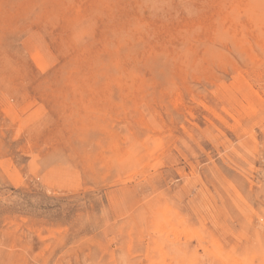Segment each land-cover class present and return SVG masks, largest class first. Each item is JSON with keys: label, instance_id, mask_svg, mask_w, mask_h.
I'll return each mask as SVG.
<instances>
[{"label": "rangeland", "instance_id": "374dc122", "mask_svg": "<svg viewBox=\"0 0 264 264\" xmlns=\"http://www.w3.org/2000/svg\"><path fill=\"white\" fill-rule=\"evenodd\" d=\"M0 264H264V0H0Z\"/></svg>", "mask_w": 264, "mask_h": 264}, {"label": "bare ground", "instance_id": "6f19581e", "mask_svg": "<svg viewBox=\"0 0 264 264\" xmlns=\"http://www.w3.org/2000/svg\"><path fill=\"white\" fill-rule=\"evenodd\" d=\"M136 1V0H135ZM156 3V2H155ZM153 4V3H152ZM157 4V3H156ZM142 5V4H141ZM218 6V5H217ZM151 8V7H150ZM154 8V7H153ZM140 9V8H139ZM152 9V8H151ZM157 9V8H156ZM158 9H160V8H158ZM231 13V12H230ZM251 13H253V12H251ZM141 15V14H140ZM253 15V14H252ZM106 16V15H105ZM142 16V15H141ZM154 17V16H153ZM170 17V16H169ZM163 18H164V16H163ZM204 18V17H203ZM235 18V17H234ZM237 18V17H236ZM198 20V19H197ZM139 22V21H138ZM189 23V22H188ZM133 24V23H132ZM140 24V23H139ZM162 24V23H161ZM238 24V23H237ZM183 25V24H182ZM124 26V25H123ZM177 26V25H176ZM189 26V25H188ZM191 26V25H190ZM139 27V26H138ZM228 27V26H227ZM236 27V26H235ZM187 28H189V27H187ZM129 29V28H128ZM127 29V30H128ZM191 29V28H190ZM236 29V28H235ZM142 30V29H141ZM146 30V29H145ZM183 30V29H182ZM219 30V29H218ZM131 31V30H130ZM143 32V31H142ZM187 32H188V30H187ZM218 32V31H217ZM216 32V33H217ZM239 32V31H238ZM27 33V32H26ZM182 33V32H181ZM226 33V32H225ZM242 33V32H241ZM190 34H192V33H190ZM223 34V33H222ZM75 36V35H74ZM228 36V35H227ZM43 37V36H42ZM190 37V36H189ZM231 37V36H230ZM164 38V37H163ZM186 38V37H185ZM218 39V38H217ZM38 40V39H37ZM122 41V40H121ZM45 42V41H44ZM215 42V41H214ZM37 43V42H36ZM39 43V42H38ZM184 43H185V41H184ZM194 43V42H193ZM81 44V43H80ZM192 44V43H191ZM38 45V44H37ZM42 45V44H41ZM43 46V45H42ZM41 46V47H42ZM216 46V45H215ZM32 47V46H31ZM188 47V46H187ZM173 49V48H172ZM44 50V49H43ZM187 50V49H186ZM40 51V50H39ZM46 53V52H45ZM48 55V54H47ZM188 55V54H187ZM195 56V55H194ZM52 58V57H51ZM222 58V57H221ZM45 59V58H44ZM48 60V59H47ZM52 61V60H51ZM47 62V61H46ZM183 62H184V59H183ZM101 72V71H100ZM138 78V77H137ZM78 81V80H77ZM16 92V91H15ZM235 152V151H234ZM239 153V152H238ZM212 249V248H211ZM233 252V251H232Z\"/></svg>", "mask_w": 264, "mask_h": 264}]
</instances>
